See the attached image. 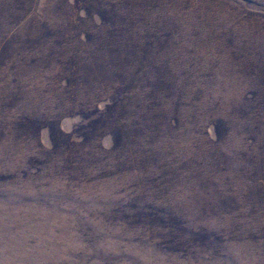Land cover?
<instances>
[{
    "label": "rangeland",
    "instance_id": "obj_1",
    "mask_svg": "<svg viewBox=\"0 0 264 264\" xmlns=\"http://www.w3.org/2000/svg\"><path fill=\"white\" fill-rule=\"evenodd\" d=\"M0 264H264V0H0Z\"/></svg>",
    "mask_w": 264,
    "mask_h": 264
},
{
    "label": "trees",
    "instance_id": "obj_2",
    "mask_svg": "<svg viewBox=\"0 0 264 264\" xmlns=\"http://www.w3.org/2000/svg\"><path fill=\"white\" fill-rule=\"evenodd\" d=\"M111 67H113L111 69V71L113 70V72H112L113 78L111 79V81L113 82V84H115L114 87L118 86V87L123 88V89H117L116 90L112 87V89H110V90H113V92H115V95L117 96L116 99H114V97H113V99H114V102H112L113 106L115 108L117 107L119 109L122 107V105L124 103L122 98H124V99H127V97L129 98V96H128L129 90L128 91L126 90L127 84H129V82L126 80V78L128 77V75L126 73H128V71L126 70L124 64H118V65L115 64V66L111 65ZM127 67H131V66H127ZM163 68H165V67H163V66H160V67L156 66L155 67L154 66V69H152L151 66H147V65H138V66L133 67V69H137L136 75L138 77L142 78V80H144L147 84H148L147 81L149 78L151 79V81H152V79L157 80V81L160 80V83H161L160 86L161 87H163L167 83L166 82L167 79L163 78V72H164ZM151 72L154 74L153 76H152V74H150ZM155 76H159V77H155ZM143 78H145V79H143ZM147 88L149 89L150 87H147ZM165 88H167V87H165ZM175 88H177V87H175ZM169 91H172V90H169Z\"/></svg>",
    "mask_w": 264,
    "mask_h": 264
}]
</instances>
